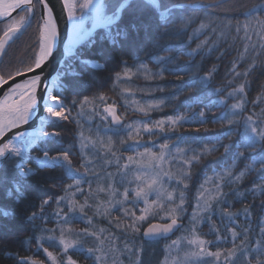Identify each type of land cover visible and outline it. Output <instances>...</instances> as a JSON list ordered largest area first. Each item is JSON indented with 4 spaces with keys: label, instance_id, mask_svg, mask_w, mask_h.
<instances>
[{
    "label": "trees",
    "instance_id": "obj_1",
    "mask_svg": "<svg viewBox=\"0 0 264 264\" xmlns=\"http://www.w3.org/2000/svg\"><path fill=\"white\" fill-rule=\"evenodd\" d=\"M173 2L189 4L192 0H173ZM239 2L243 7L235 10L223 8L179 10L174 15L172 23L168 24L166 28L157 29L151 33V41H145L143 33L139 38L135 35L130 36V40L136 41L139 45L138 50L132 49L123 41H121L123 47L111 45L107 39H102L105 30L99 28L92 34L95 43L91 47L88 46L87 41L79 45L75 53L66 58L61 68L59 87L55 91L61 93L63 103L72 109L71 117L75 119L70 118L69 121L57 123L55 127L60 134L61 143L50 142L46 147L51 152H59L61 148L68 150L69 157L72 158L70 159L71 163L84 173V165L87 163L89 172L85 173V178H90L92 166L87 158L85 146L92 139L91 137H94L92 132L95 133L96 130L109 132L112 135L115 143L111 150L116 155L122 156L124 153L135 155L128 147L134 141L128 140L123 145L118 142L121 138L127 139V131L121 129L118 134L115 133L116 127L112 126L110 117L104 111L109 106L118 109L124 126H139L141 128L140 136L137 138L139 143L153 150H159V144L166 142L187 149L189 145L184 142L185 138L193 140L190 147L195 148L197 152H203L205 148L212 147L211 142L215 139H219L221 145H233L227 152L224 147L217 146L216 151L203 155L201 161L191 167L185 165L183 161L192 153L189 152L187 156L184 154L181 156V165L175 174L183 171L190 178L184 180V183L180 185L174 183L176 193L172 196L178 203L180 191L184 192L186 208L182 219L184 227L169 239L160 242L145 240L142 231L147 224L168 218L167 213L161 211L159 216H149L139 227V233L132 234V237L128 235L120 237L122 242L139 240L146 244L139 260L142 261V264H175V261L182 258L189 248L192 250L194 246H190L188 243L193 238L192 225L189 220L197 209V200L199 199L201 203L204 201L199 195H194V192L208 172L221 167H232L234 174L243 173L244 175L240 177L238 183L231 186V194L227 197L228 204L217 205L213 201L215 214L212 215L211 220H197L195 235L203 236L206 241H214L217 235L227 236L229 243L206 245L209 251H221L222 253L232 247L231 241L234 240L237 245L241 243L245 229L250 230L251 246H257V242L262 241L254 228L259 223L261 226L262 222L260 221L264 215V187H261L264 185V171L260 170V164L257 161L253 164V160L254 158L258 160L263 154L260 157H255L249 150L239 146L238 141L241 138L237 134L239 129L236 125H228L222 121L213 122L222 112L230 110L233 103L241 101L244 102L242 117L252 116L253 120H264V49L260 47L264 43V36L259 34V29H255L256 21L264 20V12L245 15L253 5L264 2V0H239ZM103 3L112 8L115 0H104ZM21 14L15 15L13 18ZM130 19L131 17L125 14V19L120 22V26H125ZM144 19L147 20V15ZM249 21H251L252 28L248 30V39H245L243 25ZM7 22L8 20L0 23V39L6 29ZM237 25L241 26L239 32H237ZM40 28L38 5L36 20L26 31L18 34L8 44L0 59V75L7 77V73L11 71L13 76L16 74V69L21 72L26 71L29 64L34 67L33 60L39 50ZM252 46H255V53L245 51L246 47L251 48ZM188 53L193 54L188 55ZM84 59L96 63L83 65L80 61ZM121 60L129 68L127 76L125 75V64H121ZM253 63L257 67L251 71L247 78L236 76L232 72L235 67L236 72L243 73ZM141 64L146 65V68H141ZM205 77H207L208 88H204L200 84V81ZM242 83L246 85L245 91L242 94L234 91V89L238 90ZM213 90H215V95H213ZM100 97L103 99L101 100ZM209 97L222 103L209 110L205 108ZM85 98L88 103L81 108V101ZM73 100L77 102L75 105L72 104ZM160 101L163 103L158 108L148 107L159 104ZM141 108H144L145 111H141ZM201 111L205 112V123L198 124L195 121L199 119ZM235 111L240 112L241 110ZM176 115H183L193 122L177 126L175 131H168L171 126L166 124L164 133H161L159 129H154V133L149 134L142 128L143 123L166 120L167 117ZM102 116H108V119L103 120ZM109 128L113 130H107ZM197 128L199 131L196 130ZM230 128L233 131L231 135H228ZM47 130L51 131L52 128L49 127ZM82 144L84 147H81ZM174 149L176 150L175 147ZM139 151H143V148H140ZM179 153L181 152L176 151L173 154L177 157L176 163L180 162ZM241 153L243 155H240ZM125 159L124 156L123 160ZM74 183L75 179L69 178L63 168L41 170V176L37 181V191L32 196V201L37 207L32 208V211L40 213L39 205L42 199L51 201L44 209L45 217L51 219L35 221L41 229H58L54 214L60 208H63L64 212L68 211L66 204L62 203L57 206L55 203L59 197L67 195L76 200L78 204L85 201V195H72L75 187L68 189V192L65 193V188L68 185H74ZM185 185H187L186 188ZM253 188L256 189L255 195L249 192ZM119 196L117 195V197ZM161 197H163L161 203L167 205V196L163 194ZM105 202L108 206V199ZM242 208L249 209L250 217L236 216V223L228 221L225 216L221 219V212L224 209L228 212L239 211ZM117 213V209L110 208L105 222L115 231H117L118 222H112V219L120 221L125 219ZM86 214L88 217V213ZM77 215L80 214L77 213ZM59 227H63L66 233H80L85 227H88L90 231L100 230L91 227L86 221L80 220H72L68 224H60ZM232 227L236 228L238 233L236 237H232L231 232L228 231ZM14 233V235L10 234L0 239V264H16L15 260L6 257L5 251L17 258H31L43 261V264H49L48 257L43 250L36 251V243L33 242L27 246L24 244V241L33 235L29 228L18 225L14 229ZM45 233L38 231L35 235L43 237ZM82 239L85 242L83 246L88 248L93 237ZM171 241H178L176 248L172 249L174 251L165 248ZM44 247L51 248L56 253L59 252L56 244L50 245L45 241ZM151 247L154 248V251ZM135 250L134 254L137 259L139 252ZM70 255L79 264H93L91 258H86V253L70 251ZM208 259L209 264H212L211 258Z\"/></svg>",
    "mask_w": 264,
    "mask_h": 264
},
{
    "label": "snow or ice",
    "instance_id": "obj_2",
    "mask_svg": "<svg viewBox=\"0 0 264 264\" xmlns=\"http://www.w3.org/2000/svg\"><path fill=\"white\" fill-rule=\"evenodd\" d=\"M63 3L67 10L68 20L72 25L71 43L73 45L87 41L88 46L91 47L95 43L94 39H92V34L97 27H102L105 30V35L102 39H107L111 45L116 47H123L124 45L121 44V41L126 42L134 50H138L139 45L136 41L130 40V36L135 35L139 38L141 33H143V39L145 41H151V33L157 29L166 28L168 24L172 23L174 15L179 10L187 8H223L225 10H235L243 7L239 0H192L189 4H178L173 2V0H115L113 7L109 9L102 0H83L82 3H79L80 15L77 16L76 4H70L69 0H63ZM40 4H43L47 12V18L43 20V30L40 32L39 39V50L33 60L34 66L37 69L41 68L45 61L52 55L54 42L58 36L56 22L52 17V8L48 6L45 0H0V23L4 22L3 18L10 17L11 13L17 9L22 13L17 18L8 20L6 29L3 31L4 39H0V53L5 52L6 43L12 41L22 31H26L31 26V23L36 20L34 10ZM86 11L91 13L90 17L85 15ZM259 12H264V2L253 5L245 15H254ZM125 14L131 17V19L125 26L121 27L120 22L125 19ZM146 15L147 20L144 19ZM87 19L91 20L90 28L85 26ZM201 27L203 28L204 25L202 24ZM250 28H252L251 21L243 25L245 39H248V30ZM255 29H259V34L264 36V20H257ZM240 30L241 26L237 25V32ZM260 47L264 49V43ZM245 51L255 53V46L251 48L246 47ZM192 54L188 53V55ZM80 63L83 65H91L96 62L84 59ZM120 63L125 64L123 60ZM256 67L257 65L253 63L243 73L236 72L235 67H233L232 72L236 76L247 78ZM141 68H146V65L141 64ZM15 71L16 75L22 74L19 69ZM27 71H33L31 64L28 65ZM128 72L129 68L125 64L126 76ZM71 74L75 75L76 73ZM11 78V71L7 73V77L0 75V84L7 83V80ZM200 84L202 87L208 88L207 77L201 80ZM40 87H44L45 90L38 96L37 89ZM245 87L246 85L242 83L239 89H234V91L242 94L245 91ZM213 95H215V90H213ZM229 95H232V93H229ZM14 96H18L19 99H13ZM100 99L102 100L103 97H100ZM201 102L204 103V101ZM76 103L75 100L72 101L73 105ZM87 103L88 100L85 98L81 101V108ZM162 103L163 101H160L159 104L149 105L148 107L158 108ZM219 103L222 102L214 101L209 97L207 103H205V108L211 110L219 106ZM243 103L242 101L233 103L230 110L222 112L213 122L222 121L228 125H236L239 129L237 134L241 138L238 141L239 146L249 150L253 156L260 157L264 154V120H253L252 116L242 117ZM225 107L227 108V105ZM140 110L145 111L144 108ZM235 110L241 111L237 112ZM71 111L72 109L63 103L61 93L45 86L44 78L40 74L34 75L31 79L25 80L23 83H16L5 94L4 99L0 101V239L10 234L14 235V229L18 225H23L33 232V235L28 237L24 241V244L27 246L30 243H36V251L40 252L43 250L52 264H78L73 259V256L69 254L70 251L86 253V258H91L93 264H106L108 253L114 250V246L109 244L106 249L105 241L100 240L97 231H90L88 227H85L82 232L76 234L79 238L69 239L68 235L70 233H66L63 227H59L60 224H68L72 220L86 221L87 224H92L91 218L87 217L85 212L86 207H91L87 203V197L90 193H83L81 188L82 174L79 170L72 168L69 151L61 148L59 152H51L46 147L50 142L56 144L61 143L60 134L56 131L55 126L59 122L69 121L70 118L75 119L71 117ZM104 111L108 116H111L112 125L118 126L114 130L116 134L121 129L127 131V139L121 138L118 142L123 145L128 140L134 141L128 147L135 153V156H128L127 163L123 165V169H131L135 165L133 178L128 179V173L120 169L119 158H117L116 164L119 179L116 182L118 184L134 183L136 186L132 189L125 188L123 200H116L115 196L118 194L117 189L112 184H109L108 190L112 198L109 199L107 207L97 205V213L108 215L110 208H117V205H119L117 210L122 211L125 217H131V223L125 225V230H131L133 234H136L140 232L139 222L147 220L149 216H159L161 211L166 212L171 222L166 224H150L143 233V236L147 239L166 237L173 229L184 227L182 223H178V220L182 221L186 212L184 192L180 191L178 203L173 199L172 193L170 192L166 193L167 205L161 203L163 197H161L160 193L166 182L180 185L184 183V180L190 178L183 171L174 175L164 167L165 163L175 158L172 154V148L175 147L177 152H182L185 156L191 152V156H188L183 161L185 165L191 167L198 164L203 155L216 151L217 146L224 147L227 152L233 145H221L219 144V139H215L211 142L212 147L205 148L203 152H197L195 148L190 147L193 140L185 138L184 142L189 145L187 149H182L177 145L170 146L166 142L159 144V151L156 152L152 148L139 143L137 139L141 131L139 126L133 127L132 125L124 126L121 124V119L116 115L114 106L106 107ZM193 115L195 116L196 114L194 113ZM108 116H102L101 118L107 120ZM204 116L205 112L201 111L199 113V119L195 122L198 124L205 123ZM192 122V120L183 115H176L169 116L166 120L161 119L155 122L143 123L142 128L149 134H153L154 129H159L161 133H164L166 124L171 126L168 131H175L177 126ZM49 127L52 128L51 131L47 130ZM107 130L111 131L113 129L109 128ZM196 130L199 131V128ZM232 131L230 128L227 134L231 135ZM99 143L102 147H107L110 154L116 157V153L111 150L113 144L111 137L108 138L107 142L101 138ZM81 147H84V145L82 144ZM140 148H143V151H139ZM240 155H243V153ZM107 162L111 163V161ZM257 162L260 164V170L264 171V160L258 159ZM33 164H35V167H33ZM57 167L63 168L69 178L75 179V184L68 185L65 188V193L68 192V189L75 187L77 192H81V194L86 196V199L82 205L67 195L55 200L57 206L62 203L66 204L68 211L64 212L63 208H60L54 214L60 233L58 238L60 254L59 256H54L47 247H44V242L47 241L50 245H54L57 243V237L54 235L37 237L35 235L38 231H56L55 229H41L35 223L37 219H51L46 218L44 215L45 206H48L51 201L50 199H42L39 205L40 213L38 214L32 211V208L37 207L32 201V196L37 191V181L41 176V170ZM84 168L85 173L89 172L87 163L84 165ZM115 175L113 173H107V178L113 179ZM243 175L241 173L240 177ZM240 177H237V179H240ZM186 187L187 185H185ZM261 187H264V185H261ZM97 191H104V189L98 188ZM130 191L132 193L131 200H129ZM249 192L255 195L256 189H250ZM230 194L229 192H224L217 185L213 197L205 199L203 203L199 199L197 200V209L192 213L189 220V223L192 225L191 232L193 238L188 243L194 247L192 250L185 252L182 258L176 260L175 264H209L208 258H211L212 264H235L233 258L238 257V254L240 256H246L245 264H264V240L258 241L255 248L247 247L246 242L249 241V229L244 230L243 240H241L240 245H237L234 240L231 241L232 247L225 253L221 251H209L206 245L229 243L230 241L227 236L221 237L217 235L214 241H206L195 235L197 220H211L212 215L215 214L213 201L217 205L228 204L227 197ZM152 196L156 198L150 199ZM125 203H131L133 207L142 203L144 207L140 209L141 215L136 216L134 211H130L124 207ZM101 208H103L102 213ZM244 212L247 214L249 209L245 208ZM77 213L80 215H77ZM225 215H227L229 221L234 223L232 214L227 213L226 209L221 212V219ZM116 226L120 227V224L117 223ZM228 231L231 232L232 237L238 235L235 227L228 229ZM99 232L103 233L104 230L100 229ZM260 235L264 237V222L260 226ZM85 237H95L99 240V246L85 248L82 239ZM176 243V241H173L172 245H176ZM124 247L129 252L134 251L128 244H125ZM4 254L8 259L15 260L16 264H43V261H36L31 258H17L7 251ZM222 255L223 261L221 260ZM137 264H142V261L137 260Z\"/></svg>",
    "mask_w": 264,
    "mask_h": 264
},
{
    "label": "rangeland",
    "instance_id": "obj_3",
    "mask_svg": "<svg viewBox=\"0 0 264 264\" xmlns=\"http://www.w3.org/2000/svg\"><path fill=\"white\" fill-rule=\"evenodd\" d=\"M82 2H83V0H69L70 4H73V3L76 4L77 16L80 15L79 3H82ZM108 8L111 9V7H108ZM85 15L90 17L91 13L89 11H86ZM85 26L87 28L91 27V20L90 19H87L85 21ZM98 28H102V27H98ZM40 32H41V28H40ZM76 48L77 47H75L74 49L69 51L68 55H73L75 53ZM109 117L111 120V116H109ZM92 133L94 134V137H91L92 139L85 146L87 158L90 160V162L92 164L90 178L89 179L85 178V173L82 172L81 169L75 167V165H73V163H71L72 168L79 170V172L82 174L83 179H82V183H81V188L83 190V193L84 194L90 193V195H88V197H87V203L89 205H91V207L85 208L86 213H88V217L91 218V221H92V224L90 226L104 230L103 233H100L98 230H96V231L99 235L100 240L105 241V248L106 249L108 248L109 244H112L114 246V250L109 251V253H108V259L106 261V264H137V260L141 259V253L144 251L146 244L141 243V241H139V240H136L134 242H122L120 240L121 236H125V235H128L130 237L133 236L132 235L133 233L131 232V230H127V231L125 230V225L131 223V217H125L123 215L122 211H118L117 214L121 217H125V219L123 221L112 219V222H118L120 224V227L116 226L117 231H115V230L111 229L107 224H105V222L107 220V215L98 214L96 211L97 205H103V206L107 207V202H105V200L108 199V201H109V198L110 199L112 198V196L108 190L109 184H112V186L117 189V192H118L117 195H120L119 197H117V195L115 196L116 200H123V192H124L125 188H129V189L135 188L136 185L134 183L133 184H128V183L118 184L116 182L119 179V173H118V168H117V164H116V159L119 158V167H120V169H123V165L125 163H127V157L128 156H135V155H128V154L124 153V154H122V156L116 155V157H113L110 154L108 148L102 147L101 144L99 143V140L101 138L105 142H107L108 138L111 137V139L113 141V144H112V148H113L115 140L112 137V135L109 132L98 131V130H96L95 133L94 132H92ZM171 145H173V143L170 144V146ZM153 151L158 152L159 150L156 149ZM175 152H176V150L173 147L172 148V154H174ZM183 154L184 153H182V152L179 153L180 162L176 163L177 157H175L173 155L175 158L171 159L170 162L165 163L164 167L167 168L169 171H171L175 175V172H177L179 170V166L181 165V156ZM124 156L126 158L125 160H123ZM70 159H72V158H70ZM258 159L264 160V154ZM107 161H111V163H108ZM256 161L257 160H255V158H254L253 164H255ZM123 171L128 173V179H132L134 172H135V165H133L131 167V169H123ZM107 173H113L116 175L114 176L113 179H108ZM237 177H240V173L234 174V170L232 169V167H221V168L215 169L211 172H208L204 176V178L202 179V181L198 185L197 190H195L194 195H199L204 200L210 199L211 197H213L215 195V189H216L217 185H219L224 192L231 193L230 192L231 186H233L239 182V179H237ZM173 184L174 183L166 182L163 186V190L161 191L160 195H163V194L166 195V193H168V192L172 193V195H175L176 189L174 188ZM120 187H125V188H120ZM98 188H102V189H104V191L98 192L97 191ZM84 194H81V192H77L76 188L72 192V195H84ZM153 198H156V197L155 196L150 197V199H153ZM131 199H132V193L130 191L129 200H131ZM84 203H85V201L81 204H84ZM118 207H119V205H117V208ZM124 207L128 208L130 211H134L135 215L139 216V215H141L140 209L143 208L144 205L142 203H139L135 207H133V205L131 203H125ZM117 208H112V209H117ZM244 209L245 208H242L239 211L238 210L237 211L231 210V211H228L227 213L232 214L233 219H234V223H236V220H235L236 216H241L243 218L250 217L251 213L248 212L247 214H245ZM102 212H103V208H101V213ZM225 217L228 220L227 215H225ZM168 219H170V218H167L164 220H159V221H165ZM145 221L139 222L138 226L139 227L142 226ZM260 222H264V215H263ZM254 229L260 235V223L258 225H256ZM55 230L56 231H54V232H46L43 237H47L49 235L56 236L57 237L56 248L59 251L58 238H59L60 233L58 232L59 231L58 229L55 228ZM76 234L77 233L72 232L68 235V238L69 239L79 238L76 236ZM260 237L262 238V240H264V237H262L261 235H260ZM199 238L204 239L203 236L202 237L199 236ZM172 242L173 241H171L170 243H168L165 246V248L167 250H172V249L176 248V246L178 245V241H176L177 242L176 245H172ZM83 243H85V242H83ZM125 244H128L129 247L132 249L139 250L138 251L139 256L137 259L135 258L134 251L129 252L125 249V247H124ZM238 245H240V244H238ZM246 245H247V247H251V248L256 247V246H251L250 237H249V241L246 242ZM98 246H99V240H97L95 237H93V239L89 242V247L95 248ZM151 248H152V251H154V248L153 247H151ZM48 249L50 252L53 253L54 256H59L60 252L56 253L53 249H51V248H48ZM190 250H191V248H189V251ZM172 251H174V250H172ZM97 254H99V253H97ZM233 259L235 260V264H245L246 256H240L238 254V257H235ZM221 260L223 261V257H221ZM48 261H49V264H52L51 260L48 259Z\"/></svg>",
    "mask_w": 264,
    "mask_h": 264
},
{
    "label": "water",
    "instance_id": "obj_4",
    "mask_svg": "<svg viewBox=\"0 0 264 264\" xmlns=\"http://www.w3.org/2000/svg\"><path fill=\"white\" fill-rule=\"evenodd\" d=\"M46 3H48V6L52 8V17L56 22L57 32L58 36L54 42L53 46V52L52 55L48 58L47 61L42 65L41 68L37 69L35 66L33 67V71H23L21 72V75H13L11 79L7 80V83L0 84V101L4 99V96L6 93L10 91L12 87L15 86L16 83H23L25 80L31 79L34 75L40 74L44 78V84L50 89H53V80L54 78H57L59 70L61 69L67 55L68 51L71 45V29L72 25L71 22L68 20L67 16V10L65 9L63 0H45ZM36 14V9L34 10ZM40 11H41V21H42V30H43V20L47 17V12L43 6V4H40ZM20 10L17 9L14 12L11 13V16L8 18H3L4 21L8 20L15 14L19 13ZM23 32V31H22ZM1 39H4L2 36ZM10 42V41H9ZM8 42V43H9ZM8 43L5 44V49L8 45ZM3 53H0V59L3 57ZM44 87H40L37 89V95H41L44 92ZM115 113L117 116L120 117L118 110L116 107ZM121 119V117H120ZM121 124H123V120L121 119ZM115 127H118L116 125H113ZM27 127V126H26ZM15 131V130H13ZM11 135V133H9ZM170 220L167 221H154L150 224H166L170 223ZM178 223L184 224L183 221L178 220ZM148 224L144 231L149 227ZM180 229H173L172 232L168 233L166 237H158L153 239H147L148 241H161L167 238L172 237L176 232H178Z\"/></svg>",
    "mask_w": 264,
    "mask_h": 264
},
{
    "label": "bare ground",
    "instance_id": "obj_5",
    "mask_svg": "<svg viewBox=\"0 0 264 264\" xmlns=\"http://www.w3.org/2000/svg\"><path fill=\"white\" fill-rule=\"evenodd\" d=\"M46 18H47V17H46ZM78 45H79V44L73 45V44L71 43V45H70V51H71L72 49H74L75 47H77ZM13 99H19V97H18V96H14Z\"/></svg>",
    "mask_w": 264,
    "mask_h": 264
}]
</instances>
